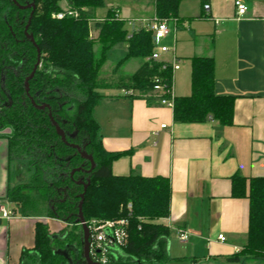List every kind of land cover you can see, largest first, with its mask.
Here are the masks:
<instances>
[{"label": "trees", "instance_id": "obj_1", "mask_svg": "<svg viewBox=\"0 0 264 264\" xmlns=\"http://www.w3.org/2000/svg\"><path fill=\"white\" fill-rule=\"evenodd\" d=\"M19 6L34 4L35 9L26 38L24 29L31 10H20L12 0H0V131L11 129L7 155L10 161L25 165L29 173L26 183L7 190V201L22 213L32 211V203L42 202L47 218L58 221L60 233L49 232L42 223L35 226V241L31 251L35 264H86L83 258L82 230L77 223L78 205L83 186H89L82 203V215L87 226L93 221H127L125 244L118 253L110 254L106 264H169L168 227L162 222L169 216L170 183L167 178L114 176L111 164L121 154L107 152L94 120L95 108L102 100L101 90H130L132 99L152 102L153 79L170 82L171 73L152 63V34L145 28L128 33L114 10L96 21L94 12L103 7V0H16ZM67 8L78 12V19H52ZM178 0H154V15L158 19H178ZM94 22L91 37L90 22ZM125 45V61L136 59L142 64L128 77L116 81L101 79L108 51L115 45ZM40 52L39 66L28 83ZM188 97L174 98L173 121L182 124L207 120L220 126H231L236 97L214 93V61L211 58H191ZM164 66L167 64H163ZM52 118L66 135L70 145L84 147L95 168L91 173L71 171L90 169L69 146L57 136ZM20 174V167H19ZM231 197L249 202L248 232L245 247L226 258L238 264L245 258L264 259V177L246 180L235 175L231 180ZM67 247L68 259L54 254Z\"/></svg>", "mask_w": 264, "mask_h": 264}, {"label": "crops", "instance_id": "obj_2", "mask_svg": "<svg viewBox=\"0 0 264 264\" xmlns=\"http://www.w3.org/2000/svg\"><path fill=\"white\" fill-rule=\"evenodd\" d=\"M178 1L177 26L169 36L175 43L176 32L193 25L194 52L188 60L213 59L214 93L236 97L232 125L222 127L211 120L175 123L173 109L126 97L119 88L117 94L113 88L100 91L103 97L93 117L104 149L121 154L111 164L114 176L169 180V216L162 220L169 229V264H230L226 258L247 243L249 212L246 198L231 197L232 177H264V0ZM236 2L247 7L241 18H237ZM141 6L142 17L131 21L132 31L155 17L154 0ZM112 10L118 15L117 9ZM94 16L97 20L95 12ZM170 49L175 53L174 47ZM138 61L130 74H119L116 68L112 78L131 76L142 64ZM181 67L179 62L174 73ZM10 135L11 129L0 131V200H7V190L18 185L10 179L13 169L19 170V164L8 159ZM10 206L15 217L0 222V264H22L23 252L33 249L37 223L55 233L63 224L47 218L46 210L33 216ZM179 231L187 233L185 243L179 242ZM220 235L224 241L217 239Z\"/></svg>", "mask_w": 264, "mask_h": 264}, {"label": "built area", "instance_id": "obj_3", "mask_svg": "<svg viewBox=\"0 0 264 264\" xmlns=\"http://www.w3.org/2000/svg\"><path fill=\"white\" fill-rule=\"evenodd\" d=\"M235 7L237 10V18H241L247 12V7L239 2L235 3ZM203 9L207 11L209 6L205 5ZM78 17V12L69 8L52 15V18L56 20H63L65 18L78 19ZM129 24L133 25V22ZM142 24L145 25L144 28L152 34L153 49L149 61L162 65L161 69H168L172 75L168 83L160 77H155L153 79V95L151 99L161 107L173 109L175 98L172 88L173 73L179 69V60L174 58L170 62L162 58L163 55L174 52V49H170L163 45L162 41L172 32H175L177 20L158 19L154 17L149 21H143ZM171 27H173V29ZM163 64L167 65L164 66ZM123 93L127 96L133 95V92L130 90H123ZM161 128H164V126ZM14 217L15 211L11 208L10 203L7 200H0V222L9 221ZM126 225L127 221L121 219L115 221H93L90 226H87L90 232L89 256L93 262L106 264L110 254L112 255L119 252L127 238ZM177 238L179 242L185 243L187 240V233L179 231L177 233ZM217 239L219 241H224L221 235L218 236Z\"/></svg>", "mask_w": 264, "mask_h": 264}, {"label": "rangeland", "instance_id": "obj_4", "mask_svg": "<svg viewBox=\"0 0 264 264\" xmlns=\"http://www.w3.org/2000/svg\"><path fill=\"white\" fill-rule=\"evenodd\" d=\"M104 6L100 9L95 10L96 18H98L96 21L103 20L109 10L117 9L119 11L118 18H120L121 21H123L125 29L128 32H131L133 29V26L129 24L131 21H138L142 17L141 13L144 11L142 10L141 5H145L147 1L149 0H103ZM60 6L62 9H66V5L64 2H60ZM52 18V16H51ZM154 18V17H153ZM53 19V18H52ZM146 21V20H145ZM137 24V23H135ZM190 29H185L176 32V41L174 43L173 37L168 36L166 37L162 44L165 45L168 48H175V53H168L166 55H163L162 58L166 61H172L174 58L179 57L180 65L182 66L180 71L173 74V93L177 96V98L181 96H189L191 93L190 90V74H191V63L188 60L189 57L193 56V46L191 43V37L193 36V33L191 30H193V25L191 23H188ZM91 26V37L92 39H96L97 32L93 31L94 22H90ZM124 47L123 45H117L111 50L108 51L105 64L102 67L101 72V79H104L105 81L111 80L116 81V78H112L113 74L116 71L117 63L124 57ZM138 60H130L128 62H125L122 64L119 69L118 73L122 75H128L131 73V70L136 66L138 63ZM116 74V73H115ZM112 75V76H111ZM111 76V77H110ZM115 94L119 93L118 88H113ZM183 92H187L185 95H183ZM124 96L128 97L124 93H122ZM20 167V174L19 171H17L16 168L13 169V171L10 174V179L14 184H20V183H26L29 179V173L26 170L25 165H19ZM7 199V198H6ZM32 211H27V214L30 215H44L45 213V206L41 202L32 203L31 206H29ZM64 228V226H63ZM54 229L51 227L49 228V232L51 234L55 233L53 231ZM61 231V230H60ZM58 231L57 233H60ZM55 233V234H57ZM25 261L22 264H35V257L32 253L29 255L25 253L24 255ZM173 264H190L188 262H174ZM213 264H224L223 262H217ZM241 264H264V259H253V258H245L243 259V262Z\"/></svg>", "mask_w": 264, "mask_h": 264}, {"label": "water", "instance_id": "obj_5", "mask_svg": "<svg viewBox=\"0 0 264 264\" xmlns=\"http://www.w3.org/2000/svg\"><path fill=\"white\" fill-rule=\"evenodd\" d=\"M12 3L20 10H28L30 9L31 12H30V16H29V19H28V22H27V25L24 29V34L27 38V40L34 46L36 47V44H35V41L32 37V35L28 34L27 33V30H28V27L30 25V22H31V18H32V15H33V12H34V9H35V6L34 4H31V5H26V6H19L18 3L16 2V0H12ZM36 52H37V61H36V64L34 65L33 67V70L31 72V74L25 79V82H24V88H25V93L26 95L28 96V83L29 81L34 77L35 75V72L39 66V56H40V52L38 50V48H36ZM30 101H31V104L33 106H35L37 109H40V110H45L47 109L48 111L50 110L48 106H36L33 99L30 98ZM49 119H50V122H51V125L53 126L57 136L60 138L61 142L63 144H65L66 146H69L71 147L72 149L76 150L77 154L85 161H87L89 164H90V169L88 171H85L83 168H78V169H74L73 171H71L70 173V177L72 178L73 175L76 173V172H86V173H91L94 168H95V163L92 159L91 156L87 155L86 152H85V149L84 147H79V146H75V145H70L67 140H66V135L65 133L61 130V128L59 127V125L57 124V122L52 118L51 116V113L49 111ZM77 184H80L83 186V192L82 194L80 195V202H79V205H78V215H77V223L78 225H80L81 227V230H82V240H83V258L86 262V264H98V263H95L93 262L91 259H90V256H89V238H90V232H89V229L86 225V223L84 222V219H83V215H82V203H83V199H84V195H85V192L89 186V180H87L86 183H83V182H76ZM67 247L64 249V250H57L54 252V254L56 255H60L62 257H64L65 259H68V256H67Z\"/></svg>", "mask_w": 264, "mask_h": 264}]
</instances>
